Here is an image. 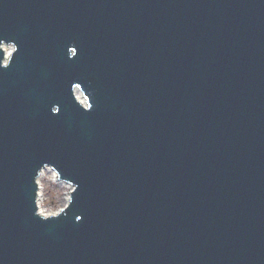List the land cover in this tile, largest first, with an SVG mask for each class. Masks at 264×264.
<instances>
[{"label":"water","instance_id":"water-1","mask_svg":"<svg viewBox=\"0 0 264 264\" xmlns=\"http://www.w3.org/2000/svg\"><path fill=\"white\" fill-rule=\"evenodd\" d=\"M0 264H264V0H0Z\"/></svg>","mask_w":264,"mask_h":264},{"label":"rangeland","instance_id":"rangeland-1","mask_svg":"<svg viewBox=\"0 0 264 264\" xmlns=\"http://www.w3.org/2000/svg\"><path fill=\"white\" fill-rule=\"evenodd\" d=\"M81 100L83 101L82 98ZM38 182L41 187L40 203L45 214H55L67 206L68 195L72 187L59 181L53 170L46 169L40 176Z\"/></svg>","mask_w":264,"mask_h":264},{"label":"bare ground","instance_id":"bare-ground-1","mask_svg":"<svg viewBox=\"0 0 264 264\" xmlns=\"http://www.w3.org/2000/svg\"><path fill=\"white\" fill-rule=\"evenodd\" d=\"M54 173H55V172H54ZM55 175H56V174H55ZM56 177H57V175H56ZM57 179H58V178H57ZM58 180H59V179H58ZM69 195H70V194H69ZM69 195H68V201H69V197H70Z\"/></svg>","mask_w":264,"mask_h":264},{"label":"snow or ice","instance_id":"snow-or-ice-1","mask_svg":"<svg viewBox=\"0 0 264 264\" xmlns=\"http://www.w3.org/2000/svg\"><path fill=\"white\" fill-rule=\"evenodd\" d=\"M7 66H5V67H3V68H6ZM78 219H79V217H78Z\"/></svg>","mask_w":264,"mask_h":264}]
</instances>
